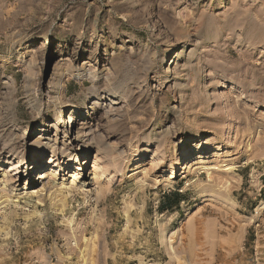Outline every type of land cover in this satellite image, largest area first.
<instances>
[{"label":"rangeland","instance_id":"rangeland-1","mask_svg":"<svg viewBox=\"0 0 264 264\" xmlns=\"http://www.w3.org/2000/svg\"><path fill=\"white\" fill-rule=\"evenodd\" d=\"M0 264H264V0H0Z\"/></svg>","mask_w":264,"mask_h":264},{"label":"bare ground","instance_id":"bare-ground-1","mask_svg":"<svg viewBox=\"0 0 264 264\" xmlns=\"http://www.w3.org/2000/svg\"><path fill=\"white\" fill-rule=\"evenodd\" d=\"M81 116V115H80ZM78 117H79V115H69L68 116V118H67V125L65 124L64 125V127L66 126V127H70V132L72 131V128H73V126L75 125V123L78 121ZM53 127V126H52ZM66 131V130H65ZM88 133V132H87ZM83 134V133H82ZM65 136H67V135H65ZM40 154H41V150H39L38 152H37V156H39V157H37L36 156V159L38 160V161H40ZM199 158H201V156H199ZM200 163V162H199ZM32 167H35V166H32ZM35 168H37V167H35ZM231 167H228L227 169H230ZM96 175L99 173V172H102V171H104V168L100 165V164H98L97 166H96ZM50 173H52V171H50ZM49 173V174H50ZM46 176V174H44V172H41V175H40V178H43V177H45ZM77 176H79L76 172H74L73 173V175H72V178H74L75 179V177H77ZM174 175H171V177H173ZM73 179V180H74ZM75 181V180H74ZM228 186V185H227ZM227 188V187H226Z\"/></svg>","mask_w":264,"mask_h":264}]
</instances>
